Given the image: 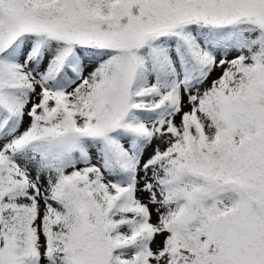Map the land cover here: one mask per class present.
<instances>
[{"label": "snow or ice", "instance_id": "snow-or-ice-1", "mask_svg": "<svg viewBox=\"0 0 264 264\" xmlns=\"http://www.w3.org/2000/svg\"><path fill=\"white\" fill-rule=\"evenodd\" d=\"M0 264H264V0H0Z\"/></svg>", "mask_w": 264, "mask_h": 264}, {"label": "rangeland", "instance_id": "rangeland-1", "mask_svg": "<svg viewBox=\"0 0 264 264\" xmlns=\"http://www.w3.org/2000/svg\"><path fill=\"white\" fill-rule=\"evenodd\" d=\"M219 74H220L219 71L214 72L213 75H212V77L210 79H215L216 77L219 76ZM185 110H187V109H185ZM177 122H179V117H177ZM153 146H155V142H154V145ZM161 147H163V146H161ZM151 151H152V148H149L147 150L146 154H145V157H147V155H150L151 154ZM137 195H138V198L141 199L143 202H145V203L148 202V194L147 193L138 192ZM151 207L152 206L150 205V208ZM153 222H155V212H154V209H153Z\"/></svg>", "mask_w": 264, "mask_h": 264}]
</instances>
